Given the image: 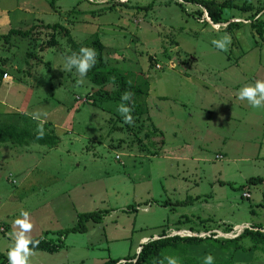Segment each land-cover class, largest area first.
I'll use <instances>...</instances> for the list:
<instances>
[{
	"label": "rangeland",
	"instance_id": "1",
	"mask_svg": "<svg viewBox=\"0 0 264 264\" xmlns=\"http://www.w3.org/2000/svg\"><path fill=\"white\" fill-rule=\"evenodd\" d=\"M120 1L109 11L113 0H58L56 10L49 0H0V35L38 26L29 38L0 40V71L13 78L0 82V122L27 116L34 130L43 121L60 139L54 148L0 143V228L6 229L0 264L22 210L33 225L31 239L54 244L56 232L74 227L81 213L111 210L100 224L90 222L87 233L63 238L60 252H32L29 264H104L138 254L141 243L164 231L225 239L242 234L238 226H263L264 232V185L248 184L264 178V107L238 98L242 87L264 81V35L251 24L264 21V12L256 15L264 0H235L249 6L245 10L224 8L223 20L239 23L228 31L183 0ZM57 23L81 47L99 36L114 78L148 85L144 107L150 112L142 121L132 116V124L124 123L114 78L103 88L109 96L87 75L77 84L81 77L65 68V57L80 48L61 35L59 46H49L53 31L45 26ZM225 35L231 42L221 51L212 41ZM36 111L46 116L35 120L30 114ZM152 124L164 132L162 149ZM240 246L228 252L192 246L189 254L264 264V245L255 249L244 240Z\"/></svg>",
	"mask_w": 264,
	"mask_h": 264
},
{
	"label": "trees",
	"instance_id": "2",
	"mask_svg": "<svg viewBox=\"0 0 264 264\" xmlns=\"http://www.w3.org/2000/svg\"><path fill=\"white\" fill-rule=\"evenodd\" d=\"M112 1V0H111ZM190 3L200 6L203 11L200 10L197 12L199 17H203L206 13L209 19L213 22L214 25H227L226 30H230L233 26L239 25L238 22L231 19L223 20V10L226 7L236 6L234 4L235 0H227L223 3H217L216 0H183V3ZM58 0H49L50 6L56 10ZM112 6L108 8L109 11L114 10L116 5L123 4L122 1L111 2ZM182 5V3H179ZM153 5L143 7L147 12L152 10ZM242 10L249 8V6H236ZM260 12H264V7L257 11V16ZM253 29L259 34L262 38L264 35V21H261V18H257L254 22L251 23ZM38 26H34L29 30H18L11 29L7 35H0V40H5L9 42L12 37L20 36L23 38H29L35 32ZM45 28L53 31L52 41L49 42L50 47L59 46V41L56 40V35H61L64 39L67 40V43L72 45V49L81 48L78 44L75 43V40L72 36L71 31L63 26L62 24H53L46 25ZM96 39L90 45V48H93L97 52L96 64L89 70L87 76L90 77L91 82L100 87V94L109 96L108 91H104V86L108 83L111 78H114L116 68L111 67L109 60L107 59L106 47L103 44L99 36H95ZM157 67V66H156ZM3 72L0 71V82L3 81ZM114 82L120 86V98L116 97L121 101V96L124 92L132 93L130 101L123 102L126 106L132 108L131 115L137 117L139 121H142L144 115L149 114V110L145 109V103L149 97V87L145 84H135L128 80L124 75H118L114 79ZM95 105V102L90 101ZM150 119V117H149ZM30 119L22 117L21 119L17 116L12 119L10 123L0 122V143H9L14 146H19L23 148L30 147L32 144H39L42 146H48L49 148L57 147L60 143L59 137L54 131L48 129L49 125L45 124L44 127V136L42 139H38V131L34 130L30 125ZM152 132L154 136L160 137L159 146L162 149L165 146L166 140L164 132L159 130L156 126L152 124ZM154 144V143H153ZM161 151V150H160ZM159 151L156 155L159 156ZM249 185L259 186L264 185V178L254 177L248 180ZM221 185H228L227 183H221ZM244 188L243 186L239 189ZM197 199V198H196ZM193 199H188L186 201L177 202L176 205H186L191 203ZM111 212V210H98L94 212L81 213L78 216L77 224L66 230H60L56 232V235L59 236L60 241L58 244L52 243L49 239L38 237L32 238L33 241H39L38 246L32 247V252L45 251L49 253H57L65 249L66 242L63 238L67 239L70 234H85L88 232V225L90 222L100 224L103 219ZM6 230V229H5ZM180 230V229H179ZM263 226H254L252 229H246L242 234L235 238L225 239L217 237L216 234L210 235L207 237H193V236H181L174 235L169 236L168 232H163V234L157 240H150L147 243L141 245V251L134 256H130L124 259H110L104 264H168L166 257H174L177 259V264H204V260L195 259L190 256L189 249L192 246H213L222 251L228 252L230 249L234 248L235 250L242 248L240 243L244 240H249L257 249L260 245H264V232ZM123 261V262H122ZM1 264H8V260ZM213 264H235L233 261L225 262H216L213 261Z\"/></svg>",
	"mask_w": 264,
	"mask_h": 264
},
{
	"label": "clouds",
	"instance_id": "3",
	"mask_svg": "<svg viewBox=\"0 0 264 264\" xmlns=\"http://www.w3.org/2000/svg\"><path fill=\"white\" fill-rule=\"evenodd\" d=\"M231 42V38L225 35L221 39L213 40V45L221 51L227 50V45ZM97 52L95 49L90 47H81L79 52L72 53V55L65 57V68L71 71L73 68L77 71L80 80L77 84L83 82V77L87 75L90 69L96 64ZM132 93L124 92L121 96V101L127 102L131 100ZM238 98L240 100H247L249 105L253 108L264 107V81L257 80L255 84H249L242 87L238 92ZM118 111L124 117L125 124H132L133 117L131 115L132 108L126 106L125 103H121L118 107ZM35 120L41 121V116H46V113L36 111L30 114ZM38 139H42L44 136L43 121L38 126ZM14 228L18 229L12 235L14 236V242L10 245L7 252L8 264H29V257L32 255V247H36L39 241H33L28 235L33 225L30 222V216L28 212L21 211L20 217L13 221ZM168 264H177V259L174 257H166ZM161 264L163 262L161 261ZM204 264H213V257L207 255L204 259Z\"/></svg>",
	"mask_w": 264,
	"mask_h": 264
},
{
	"label": "built area",
	"instance_id": "4",
	"mask_svg": "<svg viewBox=\"0 0 264 264\" xmlns=\"http://www.w3.org/2000/svg\"><path fill=\"white\" fill-rule=\"evenodd\" d=\"M90 1H97V0H90ZM180 1H182V0H180ZM183 2V1H182ZM206 15H207V13H206ZM209 19V18H208ZM157 69H159V70H161L162 69V66L161 65H157V67H156ZM3 81L4 82H6V83H12L13 82V78H12V76H10V74L9 73H7V72H5L4 74H3ZM117 159L118 160H120V157L118 156L117 157ZM243 197L244 198H250L251 196H250V193H248V192H245L244 194H243ZM236 228H238V229H240L241 231H239V233L240 232H242L243 233V231H245L246 229H252V226L251 225H247V226H238V227H236ZM6 230H5V227H1L0 228V232H2V233H4ZM261 231H263V230H261ZM6 234V233H5ZM176 233H173V235L171 234V235H169V236H174ZM181 236H184V235H181ZM191 236V235H190ZM218 237V236H217Z\"/></svg>",
	"mask_w": 264,
	"mask_h": 264
},
{
	"label": "water",
	"instance_id": "5",
	"mask_svg": "<svg viewBox=\"0 0 264 264\" xmlns=\"http://www.w3.org/2000/svg\"><path fill=\"white\" fill-rule=\"evenodd\" d=\"M210 21H211V20H210ZM218 25H220V24H218ZM175 235H176V234H175ZM157 239H159V237H155V238H154V240H157ZM148 242H149V241H148ZM146 243H147V242H146ZM143 244H144V243H143ZM140 251H141V248H140ZM140 251H139V252H140Z\"/></svg>",
	"mask_w": 264,
	"mask_h": 264
},
{
	"label": "crops",
	"instance_id": "6",
	"mask_svg": "<svg viewBox=\"0 0 264 264\" xmlns=\"http://www.w3.org/2000/svg\"><path fill=\"white\" fill-rule=\"evenodd\" d=\"M150 112V111H149ZM143 239H146V238H143ZM142 240V239H141ZM150 241V240H149ZM141 245H143V243H141ZM141 245L139 246V251H140V248H141Z\"/></svg>",
	"mask_w": 264,
	"mask_h": 264
}]
</instances>
